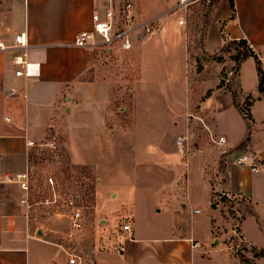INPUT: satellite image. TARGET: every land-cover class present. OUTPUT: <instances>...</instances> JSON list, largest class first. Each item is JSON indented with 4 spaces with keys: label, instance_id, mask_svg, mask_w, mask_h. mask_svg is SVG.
<instances>
[{
    "label": "crops",
    "instance_id": "0c3cea01",
    "mask_svg": "<svg viewBox=\"0 0 264 264\" xmlns=\"http://www.w3.org/2000/svg\"><path fill=\"white\" fill-rule=\"evenodd\" d=\"M101 1L0 0V37L12 44L25 32L27 60L40 63L38 77L17 76L11 51L0 50V264H68V244L62 235L34 225L20 185L19 175L32 168L28 142H41L51 132L61 138L74 164L97 172V218L91 251L82 254L86 264H243L234 243V219L224 216L215 193L247 200L256 216L241 220L240 240L264 248V92L259 91L256 59L249 57L238 72L241 105L250 122L221 83L218 63L201 80L174 76L167 81L156 67L144 70L138 80L148 86L144 94L168 95L174 105L166 120L153 111L144 121L135 111L121 124L112 109L113 79L101 61L110 50L72 45L79 31L92 28V13ZM167 5L168 0L147 3L146 18L160 15ZM206 33L203 49L209 54L233 39H246L257 55L264 53V0H221ZM159 41L156 37L143 49L152 62ZM175 52L183 55V42ZM194 81L203 95L195 114ZM179 99L185 102L182 111L175 107ZM198 121L215 139L223 135L227 142L191 145L192 125ZM165 122L180 127L175 154L161 151L154 139L153 130ZM128 130L137 132L133 142L123 138ZM144 130H152L148 141H143ZM247 136L246 147L238 148ZM181 137L188 138L186 158L179 149ZM247 151L258 156V172L233 164ZM222 156L228 169L223 184L217 175ZM249 257L264 264V257Z\"/></svg>",
    "mask_w": 264,
    "mask_h": 264
},
{
    "label": "rangeland",
    "instance_id": "374dc122",
    "mask_svg": "<svg viewBox=\"0 0 264 264\" xmlns=\"http://www.w3.org/2000/svg\"><path fill=\"white\" fill-rule=\"evenodd\" d=\"M121 1L124 3L126 0ZM163 1L164 0H131L135 17L141 22L149 20L146 18L147 8H145V5L151 2L160 4ZM168 1L169 5H167L160 15L150 18L153 19L152 31L142 32L140 36L134 35L133 44L129 50H122L119 46H116L109 52H105L101 55L103 57L101 61L106 64L107 72L110 73L113 79L114 90L112 109L116 112L117 118L120 119L121 124L128 121L129 119L127 117L133 115L135 111L138 112L144 121H147L149 118L151 119L153 111L159 112L158 114L161 115V121L166 120L164 117L167 115L165 114L167 113V109L174 105V99H169L168 95L165 97L158 94L154 96L152 93H150L152 96L144 94L148 92V86L138 85V80L144 77V72L147 70L151 72L154 67L157 68V75L160 78L162 77V79L166 78L167 81L169 77L174 76L201 80L205 74L209 76L207 75L208 72L212 73V71L219 66L218 63H220L222 68L220 79L223 85L227 86L231 79L235 81L238 80V71H236L238 64L232 58L237 53L235 46L230 48V52L223 55V59L217 58L218 53L214 55L209 54L203 49V37L207 30L206 22L213 19L214 11L221 1L216 3L213 7H207L203 1H199L192 6L187 16L184 15L183 11L172 13L171 9L177 1ZM179 19H185L186 22L181 25ZM156 37H158L160 41L156 44L157 49L153 52L154 62H152V57L147 58L146 54L144 56L143 49ZM182 42L184 43V52L183 55L180 56L181 52L176 54L175 51L181 48ZM230 42L231 41L226 42V45L230 44ZM172 44L178 45L177 50L171 46ZM89 77L88 75L87 78ZM193 87L196 90L192 109L195 114L199 111L198 101H201L203 95L199 96V89L195 81ZM178 88L179 86H177V89ZM161 93L164 94V92ZM183 100L184 99H179L176 102L175 107L178 111H182L185 107V102ZM247 108L248 106L245 107V109ZM194 114H189V118H195ZM165 123L166 125L163 126L161 130L158 128L153 130L154 139L159 143V149L161 151L175 154L177 151L175 137L179 133L180 127L177 125L176 128H171L169 122ZM192 131L193 136L190 137L191 145L199 147L200 143L206 141L216 144L214 141L215 135L204 126L203 122L198 121V123H194L192 125ZM141 133L144 136L143 141H148L150 135H152V130H144ZM136 134L137 132L128 130L127 135H124L123 138L128 142H133ZM187 143L188 138L184 141V158L187 157V152H189ZM31 163L32 166L35 167V174L31 184L32 192L29 195L32 205L29 210L34 225H42L48 232L52 231L62 235L60 239L65 240L69 248L76 247L80 254L90 252V238L86 237L80 242L77 239H71L69 237V221L64 216L57 214L55 206L45 202L43 203L42 201H45V199L51 195L50 189L46 186V177L50 174L54 175L60 189L70 194H79L83 197L88 223L91 225L89 234L91 235V230L95 226L94 222L97 218V214L94 212L98 178L97 172L90 166L74 164L63 142L58 157L52 156L47 150L43 152L32 150ZM181 168L182 166L178 167L179 172H181ZM217 173L219 182L223 184V181L228 177L227 167L223 171L218 166ZM215 194L216 196L218 195V200L220 201L218 202L223 206L222 211L224 216L234 219V228L238 233V235L234 236V243L235 245H239L238 254L243 264H258L254 259L249 257L253 256L252 248L247 247L240 240V222L242 220V213L248 210L247 200L238 195L227 194L226 192L222 193V191ZM222 197H226V200L222 199ZM214 201L218 203L216 198Z\"/></svg>",
    "mask_w": 264,
    "mask_h": 264
},
{
    "label": "built area",
    "instance_id": "2783aa9c",
    "mask_svg": "<svg viewBox=\"0 0 264 264\" xmlns=\"http://www.w3.org/2000/svg\"><path fill=\"white\" fill-rule=\"evenodd\" d=\"M199 1H203L207 7H213L217 0H177L171 12L178 13L183 11L184 15L187 16L192 6ZM179 21L181 25L186 22L185 19H179ZM152 24L153 19L142 22L137 20L131 0H126L124 3L121 0H102L92 13V28L79 31L75 35L72 45L99 50H111L113 47L119 46L122 50H129L132 47L134 35L140 36L142 32H151ZM28 47L29 42L25 32L17 34L12 44H8L0 37V50H10L11 60L18 66L16 75L28 78L38 77L40 75V63L27 60L26 51ZM258 58L261 70L264 73V53H259ZM184 141V137L178 139L179 149L183 152ZM214 141L218 145H224L227 142V138L221 135ZM28 145L33 150L41 152L47 150L52 156L58 157L62 142L60 137L52 132L45 140L41 142L30 141ZM233 164L243 167L249 166L254 172H258L260 160L256 154L247 151L236 156ZM34 170L35 167L32 166L28 172L19 175L21 188L26 194L23 202L28 208L32 206L29 195L32 192L31 184L35 174ZM46 186L50 189L51 195L42 202L55 206L57 214L64 216L69 221V237L74 240H83L86 237L91 238V235H89L91 225L88 223L83 197L60 189L55 176L51 174L46 177ZM124 229L129 230L130 224L126 223ZM195 244H198V242ZM76 250V247L70 248L68 264H86L84 256Z\"/></svg>",
    "mask_w": 264,
    "mask_h": 264
},
{
    "label": "trees",
    "instance_id": "16d2710c",
    "mask_svg": "<svg viewBox=\"0 0 264 264\" xmlns=\"http://www.w3.org/2000/svg\"><path fill=\"white\" fill-rule=\"evenodd\" d=\"M219 1H221V0H217L216 3H218ZM216 3H215V5H216ZM218 6H219V4H218ZM231 6H232V9L234 10V2L233 1L231 2ZM210 23H211V19L206 22L207 28L210 25ZM206 35H207V33L205 32L203 39L206 38ZM230 41H231L230 44H228V45L224 44L218 50V52H216V53H218L217 58L223 59V57H224L223 55L227 52H230V48L235 46L237 53L232 58L237 62L238 66L236 68V71L239 72V68H240L241 64L244 61H246L249 57H254L256 59V62H257V69H258V74H259V91L261 93L264 92V73L261 70L258 55L250 47V44L248 43V41L246 39H233ZM221 83H223V82H221ZM226 87H227L228 91L231 93L235 107L238 108L240 111H242L244 116L250 122V119H251L250 114L245 112L244 108L241 105V97L242 96H241V84H240L239 79L237 81H235L234 79L229 80V84ZM249 139H250V137L247 136L240 144H238L237 147L238 148L246 147ZM219 168L222 169L223 171L226 168L224 156H222L220 158ZM224 182L226 183L227 180H224ZM222 199L226 200V197H222ZM213 206L217 207V203L214 202ZM247 214H251V215L256 216V212L254 211L253 207L249 203H248V210L246 212L242 213V219L245 218ZM252 252H253L254 257H264V248L258 249L256 247H253Z\"/></svg>",
    "mask_w": 264,
    "mask_h": 264
}]
</instances>
